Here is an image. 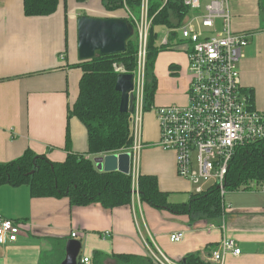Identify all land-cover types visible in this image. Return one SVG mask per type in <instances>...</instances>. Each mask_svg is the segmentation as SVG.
Here are the masks:
<instances>
[{
	"label": "crops",
	"instance_id": "0c3cea01",
	"mask_svg": "<svg viewBox=\"0 0 264 264\" xmlns=\"http://www.w3.org/2000/svg\"><path fill=\"white\" fill-rule=\"evenodd\" d=\"M229 12L233 30L250 34L238 61L241 92L247 100L251 93L250 105L264 111V5L260 0H232ZM78 15L129 18L125 8L108 11L102 0H59L56 11L43 16H27L23 0H0V162L28 149L55 162L64 161L69 152L88 155L86 127L76 116L68 118L82 75L81 68L73 66L80 62ZM166 30L159 29L158 44ZM171 31L168 45L155 59L156 69L163 64L165 71L157 80L152 107L142 114L137 172L153 175L170 202L182 203L193 185L177 174L175 153L160 146L153 110L188 102L187 55L176 31L169 41ZM122 152L130 155V148L115 153ZM130 171L129 163L125 174ZM222 206V215L212 221L156 208L139 194L128 204L106 208L98 202L72 205L67 197L32 196L26 184H3L0 218L13 220L20 231L15 241L0 244V264H61L71 238L81 243L78 264H92L97 253L103 255L97 259L103 264H110L109 257L117 253L149 256V249L173 261L199 253L211 262V250L224 236L235 240L240 253H227L223 264H264V183L225 193ZM174 233H182V239L171 241ZM83 257L88 263L81 262Z\"/></svg>",
	"mask_w": 264,
	"mask_h": 264
},
{
	"label": "trees",
	"instance_id": "16d2710c",
	"mask_svg": "<svg viewBox=\"0 0 264 264\" xmlns=\"http://www.w3.org/2000/svg\"><path fill=\"white\" fill-rule=\"evenodd\" d=\"M84 2L85 0H77ZM108 11L127 7L138 14L141 0H102ZM59 0H23V10L27 16H43L54 13ZM264 5V0H260ZM188 8L180 1L148 0V30L144 61L143 110L152 107L157 80L154 64L158 52L165 45L158 44L159 29L171 31L185 19ZM134 27L130 18H126ZM121 64L127 73L137 70V42L133 35L123 53L96 56L80 61L73 66L81 68L75 102L68 108V118L76 116L87 130V154L96 156L115 153L129 148L131 111H120V92L115 90L118 72L113 64ZM251 93L248 102L251 103ZM66 147L70 144L68 126L65 135ZM69 152L64 161L55 162L45 155L25 150L22 155L8 162H0V185H28L32 196L67 197L72 205H88L98 202L106 208L130 203L132 177L120 171H100L91 157ZM264 183V138L238 147L230 161L224 179L227 192L250 189ZM138 194L144 201L156 208H164L174 214H186L216 220L223 213L220 190L212 186L200 193H191L182 203L168 200V194L159 190L153 175H138ZM214 224V223H213ZM101 253L94 256L92 264H103ZM108 257V256H107ZM110 264H155L150 256L130 253L111 255ZM182 264H213L202 260L199 253L185 256ZM53 264V263H40Z\"/></svg>",
	"mask_w": 264,
	"mask_h": 264
},
{
	"label": "built area",
	"instance_id": "2783aa9c",
	"mask_svg": "<svg viewBox=\"0 0 264 264\" xmlns=\"http://www.w3.org/2000/svg\"><path fill=\"white\" fill-rule=\"evenodd\" d=\"M177 1L188 8L185 19L173 29L181 38L187 55L188 102L153 107L159 127V144L164 150L175 153L177 174L191 182V193L217 186L224 197V179L236 149L264 138V111L253 108L242 94L238 70V61L250 34L233 30L229 12L232 0ZM124 8L134 23L137 42L129 147L131 197L135 199L138 198L137 171L144 111V61L151 18L148 17V0H141L138 15ZM169 31L162 32V45H168ZM113 66L116 72H126L120 64ZM214 225L210 223V227ZM19 231L13 220L0 218V244L15 241ZM182 236V233H174L170 240L180 241ZM227 253L237 255L240 249L234 239L224 236L211 250L210 260L213 264H223ZM149 256L155 264H182L158 249H149ZM88 261V257L81 260Z\"/></svg>",
	"mask_w": 264,
	"mask_h": 264
},
{
	"label": "water",
	"instance_id": "95a60500",
	"mask_svg": "<svg viewBox=\"0 0 264 264\" xmlns=\"http://www.w3.org/2000/svg\"><path fill=\"white\" fill-rule=\"evenodd\" d=\"M134 32L132 24L123 17H77V56L80 61L96 56L123 53L127 41ZM134 74L120 72L117 74L115 90L120 92V111H131L133 107ZM100 171H120L128 173L130 155L128 152L106 153L92 159ZM80 241L74 238L67 240L65 258L61 264H78L77 257Z\"/></svg>",
	"mask_w": 264,
	"mask_h": 264
},
{
	"label": "rangeland",
	"instance_id": "374dc122",
	"mask_svg": "<svg viewBox=\"0 0 264 264\" xmlns=\"http://www.w3.org/2000/svg\"><path fill=\"white\" fill-rule=\"evenodd\" d=\"M204 3V2H203ZM115 11V10H114ZM164 63V62H163ZM185 63V62H184ZM184 63L182 64V65H184ZM155 65V67H154V75H155V78H156V80H158L159 79V77H160V74L162 73V72H164L165 71V67H164V65L163 64H160V66H159V69L157 70L156 69V63L154 64ZM177 84V83H176ZM173 84H171V86H172ZM183 86H184V81H183ZM166 87H168V85L166 86ZM168 88H170V87H168ZM167 88V89H168ZM188 89V87H186V90ZM211 263V262H210Z\"/></svg>",
	"mask_w": 264,
	"mask_h": 264
}]
</instances>
